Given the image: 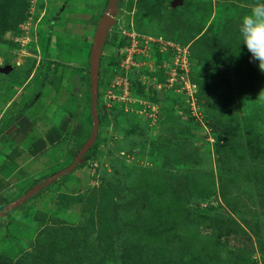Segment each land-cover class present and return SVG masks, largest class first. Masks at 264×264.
I'll return each mask as SVG.
<instances>
[{
    "label": "rangeland",
    "instance_id": "rangeland-1",
    "mask_svg": "<svg viewBox=\"0 0 264 264\" xmlns=\"http://www.w3.org/2000/svg\"><path fill=\"white\" fill-rule=\"evenodd\" d=\"M167 2L0 0V207L14 202L0 264H264V73L238 32L257 0ZM112 5L93 131L89 54ZM131 22L219 43L181 66L169 43L138 38L122 66ZM63 118L67 135L30 158L28 140ZM104 190L116 208L103 220Z\"/></svg>",
    "mask_w": 264,
    "mask_h": 264
},
{
    "label": "trees",
    "instance_id": "trees-1",
    "mask_svg": "<svg viewBox=\"0 0 264 264\" xmlns=\"http://www.w3.org/2000/svg\"><path fill=\"white\" fill-rule=\"evenodd\" d=\"M187 2V0H185ZM210 2H217L218 0L212 1L209 0ZM221 1V0H219ZM167 4V6H170V2H167V0H130L129 6L132 7L133 5L137 4L136 6L139 7H145L147 9L150 8H155V7H162V4ZM14 14V13H13ZM18 14V13H16ZM17 23H15V27L17 26V24L19 22H21L22 17H17ZM14 26L8 27L6 30L11 29ZM130 26H128L129 28ZM132 28H133V24H132ZM226 34H224L225 37ZM157 36H162V35H157ZM227 38L232 39L233 37V32L231 31V33H227ZM163 38L168 39L166 37L163 36ZM169 40V39H168ZM172 40L176 41H172L174 44H179V45H188L189 47V60L193 59V54H194V46L196 44H199V42H203V44L206 45V48L208 47H212L214 45H216L217 43H219V39H217L215 36L214 37H209L208 34L205 32V30L202 32V34L199 33H194L193 35H188L187 30L184 31V33L182 35L179 36L178 38V42H177V38H173ZM53 63V62H51ZM10 75H14L12 72L10 73ZM19 122L22 123V132L25 131V124L23 122L26 123V125H28V122L25 120V118H20V120H18ZM59 127H55L53 128L51 131H47L44 138H37L34 141H32V143L29 146V155L31 156H36L42 153V151L45 149L46 147V143H48L49 145L55 144L59 139H61L62 137H65L67 134L66 132V126L69 123V119L67 118H63L59 121ZM77 154V152L75 153V155ZM74 155V156H75ZM109 192V191H108ZM94 199L97 201H99L100 205L99 207L101 208L102 212H101V216L102 219H106L112 212L115 211V204L112 201V196L111 193H107V191H101V193L99 191L96 192V196L94 197ZM13 202V200H11L10 202H7V204H11ZM6 204V205H7ZM2 208L4 206H1ZM107 216V217H106ZM108 221V220H107ZM107 221H104V223H107ZM107 225V224H106ZM112 225H110V221H109V225L107 226L108 228L111 227Z\"/></svg>",
    "mask_w": 264,
    "mask_h": 264
},
{
    "label": "water",
    "instance_id": "water-1",
    "mask_svg": "<svg viewBox=\"0 0 264 264\" xmlns=\"http://www.w3.org/2000/svg\"><path fill=\"white\" fill-rule=\"evenodd\" d=\"M114 9H115L114 5L109 6L107 10L104 12V14L100 17L93 37L90 54H89L88 63H89V80H90V99H91L90 109H91L92 121H93L92 122L93 131H95L98 125L96 100H97V79H98V70H99V57L106 38L107 31L109 27L115 23V19H113L112 17ZM0 71L4 73H8L10 71V68L5 67ZM86 147L87 145L82 146V148L77 152V154L73 159V163L76 161L81 162L80 155L84 153Z\"/></svg>",
    "mask_w": 264,
    "mask_h": 264
},
{
    "label": "clouds",
    "instance_id": "clouds-1",
    "mask_svg": "<svg viewBox=\"0 0 264 264\" xmlns=\"http://www.w3.org/2000/svg\"><path fill=\"white\" fill-rule=\"evenodd\" d=\"M238 32L241 43L246 46L252 60L258 62L259 70L264 73V0H257L249 7L240 19Z\"/></svg>",
    "mask_w": 264,
    "mask_h": 264
},
{
    "label": "built area",
    "instance_id": "built-area-1",
    "mask_svg": "<svg viewBox=\"0 0 264 264\" xmlns=\"http://www.w3.org/2000/svg\"><path fill=\"white\" fill-rule=\"evenodd\" d=\"M215 1V0H212ZM129 29L127 30H122V34L125 35L126 40H128L129 44L131 47L129 48H123V52H124V57L120 58L121 60V65L124 66L125 64H130L132 62L133 57L131 56L130 52H135L134 51V46L135 44H137L138 38H140V42H143L144 44H148L149 42L157 44L159 46H161L163 48V51L167 50V46H165V44L169 43V47L174 50V52L176 51V57L178 59V62L180 63L181 61V66L185 65V62L187 63V61L189 60V47L188 45H179V44H175L170 42V41H166L163 40L162 37H146L144 35L138 34L136 33V31H134V29L132 28V22L129 24ZM130 49V50H129ZM180 59V60H179Z\"/></svg>",
    "mask_w": 264,
    "mask_h": 264
},
{
    "label": "crops",
    "instance_id": "crops-1",
    "mask_svg": "<svg viewBox=\"0 0 264 264\" xmlns=\"http://www.w3.org/2000/svg\"><path fill=\"white\" fill-rule=\"evenodd\" d=\"M29 134H30V132H28L25 136H26V137H29ZM39 138H44V137H39ZM35 139H37V138H35ZM35 139H33L32 141H34ZM32 141H29V140H28V143H29L28 146H30V144L32 143ZM0 144H1V143H0ZM28 155H29V154H28ZM30 158H34V156H31V155H30ZM14 160H15V159H14ZM6 165H8V164L6 163ZM2 169H3V167H2V165H1V166H0V173H3ZM18 169H19V168H18ZM16 171H17V170H16ZM13 172H15V170H14ZM1 183H2V182H0V185H1ZM5 201H7V200H5ZM8 202H10V201H8ZM6 204H7V202H5L3 206H4V207H8V206H9V207H10V206L12 205V204H9V205H8V204L6 205ZM4 207H3V208H4ZM1 209H2V207H0V210H1Z\"/></svg>",
    "mask_w": 264,
    "mask_h": 264
}]
</instances>
